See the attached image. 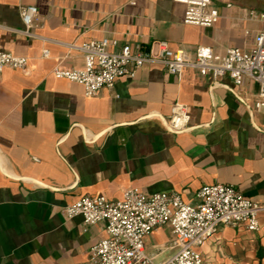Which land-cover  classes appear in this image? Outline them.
<instances>
[{
    "label": "crops",
    "instance_id": "obj_1",
    "mask_svg": "<svg viewBox=\"0 0 264 264\" xmlns=\"http://www.w3.org/2000/svg\"><path fill=\"white\" fill-rule=\"evenodd\" d=\"M0 0V50L28 57L25 69L0 72V264H78L105 237L103 222L84 228L62 208L83 195L114 200L125 189L177 191L187 202L208 184L235 186L264 205V112L253 109L258 84L228 76L214 81L187 70L178 78L158 66L86 96L52 71L82 68L73 44L103 38L119 46L166 40L194 57L199 45L223 54L249 50L263 23L264 0H212L220 18L211 27L183 22L174 0ZM21 6L38 20L23 33ZM49 56L43 57V50ZM186 106L188 127L166 128L175 103ZM258 232L222 227L200 247L203 264H264V211ZM171 228L145 240L156 262L167 260Z\"/></svg>",
    "mask_w": 264,
    "mask_h": 264
},
{
    "label": "built area",
    "instance_id": "obj_2",
    "mask_svg": "<svg viewBox=\"0 0 264 264\" xmlns=\"http://www.w3.org/2000/svg\"><path fill=\"white\" fill-rule=\"evenodd\" d=\"M184 5L183 22L211 27L220 18L219 9L212 0H174ZM135 4L136 0H131ZM20 17L25 24L22 31L32 35L30 28L38 20L35 6H21ZM250 20L264 25V12L251 10ZM83 56L82 68L56 66L52 73L58 79L80 84L86 96H95L103 88H113L123 77H134L143 66H158L182 78L187 70L201 76L211 75L214 81L228 76L241 86L245 79L258 84L253 109L264 112V26L254 37L253 47L244 50L228 47L223 54L215 53L211 46L199 45L194 57L183 49H174L166 40L152 41L148 49L140 44L119 46L115 39L103 38L73 44ZM43 50V57L49 56ZM28 57L0 50V72L5 68L25 69ZM186 106L177 102L171 107L165 126L173 132L188 127ZM197 202H187L177 191L143 192L138 187L124 190L118 199L104 195H83L62 208L70 219L80 215L84 228L103 222L106 236L90 248L87 261L78 264H203L200 247L207 238L222 227H242L258 232L260 214L264 205L244 195L235 186L223 183L208 184L196 193ZM169 225L175 252L165 261L156 262L145 251V240L156 229Z\"/></svg>",
    "mask_w": 264,
    "mask_h": 264
}]
</instances>
